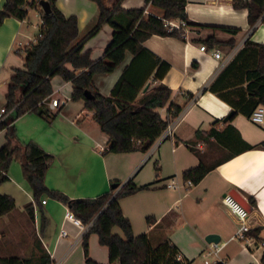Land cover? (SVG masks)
I'll list each match as a JSON object with an SVG mask.
<instances>
[{
    "label": "crops",
    "instance_id": "crops-1",
    "mask_svg": "<svg viewBox=\"0 0 264 264\" xmlns=\"http://www.w3.org/2000/svg\"><path fill=\"white\" fill-rule=\"evenodd\" d=\"M116 1L101 0L107 8ZM232 2L187 0L185 13L193 25L180 20L169 22L184 30L182 39L153 35L143 43L148 51L169 64L160 82L173 91L170 103L183 107L171 120V136L166 135L165 129L145 152L106 153L108 137L93 120V113L84 109L82 101H71V84L59 78L55 91L51 80L53 92L50 96L58 100L57 109L61 108L56 116L59 121L47 122L50 128H55L53 132L42 134L40 139L32 138L46 153L53 155L45 184L69 198L97 197L109 192L115 181L119 183L115 193L128 181L136 186L148 185V189L119 201L123 215L131 222L134 236L146 234L154 249L164 242H171L190 264H260L263 252L262 242H257L249 232L245 240L235 236L238 220L222 202L229 192L240 194L246 201L252 197L256 205H251L247 225L250 231L258 229V238L264 241V129L252 123L250 114L244 112L249 110L246 105V73L256 67V45L264 43V24L258 21L250 26L247 10L235 9ZM4 3L5 0H0V9ZM55 3L64 16H76L78 43L97 22V3L94 0H55ZM119 7L123 10L140 9L145 7V0H120ZM32 10L37 11L35 16L40 19L38 9H30L25 20L7 17L0 25V108L5 106L13 69L23 66L16 54L18 44L34 41L35 34L29 26ZM145 12L158 14V10L151 6ZM39 24L40 21L33 28L38 29ZM232 29L237 33L230 31ZM112 33V26L104 22L83 42L81 52H88L93 61L100 59ZM202 46L204 51L200 49ZM215 51L221 54L220 59L214 58ZM130 60L131 55L127 54L124 63L113 73L93 77L100 95H110ZM192 63H196L197 68H193ZM207 86H213L217 92L203 90ZM64 90L67 93L62 97L59 92ZM167 108L168 105L160 110L162 118L167 117ZM233 111L236 115L229 124L254 148L224 162L221 160L229 151L218 149L223 155L215 162L221 161L220 164L197 184L184 185L182 173L198 166L197 152L203 153L214 143L213 138L208 144L197 139L196 132H205L211 127L222 130L226 124L221 120ZM28 115L34 114H25ZM16 120L13 127L17 137ZM215 121L218 122L214 124ZM5 133V129L0 130V147L6 143ZM93 158L100 169L98 177L94 176L90 163ZM149 161H152L154 174L138 181V175ZM6 175L8 180L0 185V193L14 199L15 209L0 217V256H26L30 249L26 227L31 223L35 235L50 254L52 264H85L82 237L88 226L79 227L65 219L67 207L48 198L45 204H41L46 225L40 232L38 209H34L33 222L24 210L33 198L21 172L12 167ZM171 180L181 186L168 188ZM147 217L154 218L151 224L147 223ZM140 219L144 220L143 228H138L141 233L135 232V224ZM62 231L66 235L63 236ZM211 233L220 237L217 252L211 249L213 244L205 241ZM88 249L91 259L108 264V250L98 243L96 234L89 236ZM210 250L214 253L208 255ZM208 257L214 258L212 262L207 261Z\"/></svg>",
    "mask_w": 264,
    "mask_h": 264
},
{
    "label": "trees",
    "instance_id": "trees-1",
    "mask_svg": "<svg viewBox=\"0 0 264 264\" xmlns=\"http://www.w3.org/2000/svg\"><path fill=\"white\" fill-rule=\"evenodd\" d=\"M47 1L50 13L45 14L39 5ZM99 9L94 27L77 43L79 30L76 16L66 17L57 8L55 0H5L0 9V25L7 17L25 20L30 9H39L40 24L34 41L17 47L16 54L23 61L22 68H14L5 94V109L11 111L6 120L0 122V130L5 129L6 143L0 147V185L8 180V168L13 160L21 165L22 176L32 195L33 202L24 206L30 221H34V209L40 214L39 231L46 225V217L41 209V200L54 199L64 204L81 223L88 226L82 237L85 264H99L89 256L88 239L96 234L98 243L108 250V264H190L176 259L178 249L171 242H164L152 248L146 234L134 236L131 222L123 215L119 201L136 192L148 189V185L136 186L131 181L101 194L95 198H69L62 192L51 190L45 184L46 172L53 161V155L46 153L39 145L29 141L23 143L15 135L13 122L25 114H34L46 122H51L61 108L51 112L46 103L52 92L51 80L60 77L71 84V101H82L84 109L93 113V120L108 137L106 153L121 154L136 151L145 152L163 133L172 119L177 117L183 107L170 103L173 91L160 81L169 69V64L155 56L144 46V41L153 35L183 38L182 28H171L168 22L180 20L187 25L185 13L187 0H145V7L123 10L117 0L107 8L101 0H94ZM235 9H246L250 26L260 21L264 24V0H233ZM151 6L158 14H146ZM113 28L110 43L100 59L91 60L89 53H82L83 42L104 23ZM237 33V30H230ZM257 64L246 73V105L249 115L258 105L264 106V43L256 45ZM131 55L130 62L123 68L122 74L110 95L104 97L98 93L94 84L95 75L113 73ZM197 68L196 63H192ZM158 82V84H155ZM148 89H143L148 85ZM90 91L93 99L84 97V91ZM203 90L217 92L213 86ZM192 97V96H191ZM166 105L167 117L162 118L160 110ZM228 119L222 130L211 127L205 132H196L197 139L211 144L213 149L229 151L221 161L253 149L254 146L244 141L240 133L229 123L236 113ZM218 121H215L216 124ZM148 145L147 148L144 145ZM199 165L182 173L184 181L197 184L221 161L207 162V154L197 152ZM119 183L117 181L112 184ZM249 203L255 206V200L249 197ZM15 209L14 199L0 193V217ZM154 220L147 217L148 224ZM117 227L122 235L113 233ZM257 242H262L263 252L260 264H264V241L258 238V229L249 231ZM34 249L26 257H1L0 264H52L50 254L36 236ZM223 264V263H216Z\"/></svg>",
    "mask_w": 264,
    "mask_h": 264
},
{
    "label": "rangeland",
    "instance_id": "rangeland-1",
    "mask_svg": "<svg viewBox=\"0 0 264 264\" xmlns=\"http://www.w3.org/2000/svg\"><path fill=\"white\" fill-rule=\"evenodd\" d=\"M39 12V9H38ZM37 13L36 10H32L30 13V31L32 33H34L36 36L38 33V29L33 28L34 25L38 24V22L40 21V19H38L35 14ZM35 39V37H34ZM22 46V45H21ZM20 46V47H21ZM19 57V56H18ZM60 77H54L52 84H54V91L56 90V86L57 83H59L58 79ZM66 91H60L59 95L64 97L66 95ZM52 99L50 98L48 100V102L46 103L47 108H49V110L51 111H56L57 107L54 108H50V103H51ZM55 121H59V118H55L54 120H52V122ZM53 125V124H52ZM56 126V125H54ZM16 133H17V137L23 142V143H27L29 141H32L34 143H36L34 140V138H39L41 137L42 134H45L47 132L52 131L53 129H55L54 127L50 128V125H48V123L41 119L40 117L36 116V115H22L20 116L17 120H16ZM32 138L34 140H32ZM38 140V139H37ZM37 144V143H36ZM205 151L203 153L207 154V162L209 163H213L215 162V160H217L218 158H221V155H223L222 151H219L218 149H213L211 147L204 149ZM91 165L93 166L94 169V176L98 177L100 174V169L97 165V160L95 158H93V160L90 161ZM16 168L18 170V172H21L22 174V170H21V165L20 162L18 160H13L8 168V172L11 170V168ZM152 173L154 174V168L152 166V161H149V163L147 164V166L141 171V173L138 175L137 180H141V179H146L148 178L149 174L152 175ZM152 180V179H151ZM148 182V181H147ZM47 186V185H46ZM49 188V187H48ZM50 189V188H49ZM60 192V191H59ZM89 198H95V197H89ZM45 199H48L45 197ZM144 225V220L140 219V221H138L135 224V232H139L141 233L138 228L142 227L143 228ZM27 243L30 247V249L28 250L26 256H29L31 254V252L33 251V245H34V240H35V231H34V226L31 223H28L27 227ZM114 233H121L120 230L115 227L114 228ZM25 256V257H26ZM214 258L213 257H208L207 261L212 262Z\"/></svg>",
    "mask_w": 264,
    "mask_h": 264
},
{
    "label": "built area",
    "instance_id": "built-area-1",
    "mask_svg": "<svg viewBox=\"0 0 264 264\" xmlns=\"http://www.w3.org/2000/svg\"><path fill=\"white\" fill-rule=\"evenodd\" d=\"M168 24L170 25L171 28H176L178 29L179 27H175L174 25L170 24L168 22ZM185 35L183 34V37ZM21 46V44H18V47ZM201 51H204L205 50V47L202 46L201 48ZM213 56L215 59H220L221 58V54L218 52V51H215L213 53ZM58 106V100L57 99H52L51 103H50V108H54V107H57ZM11 111H7L5 109V106L4 107H1L0 108V122H2L6 116L10 113ZM249 120L260 126L261 128L264 129V106L263 105H258L256 106L252 112L250 113L249 115ZM166 135L168 136H171L172 134V124L171 122L169 123V125L167 126L166 128V131H165ZM184 185L186 186H191L192 183L190 180H187V181H184L183 182ZM181 185L178 184L175 180H171L170 183L167 184V187L168 188H172V189H175V188H179ZM41 204H45L46 203V200L45 199H42L41 201ZM222 202L225 206L228 207V209L231 211V213L236 217V219L238 220V229L235 233V236L241 240H245L247 239V233L250 231V227L247 225V219H248V216H249V212L245 209V207H243L234 197H232L231 195L227 194L223 197L222 199ZM64 217L65 219L71 221L74 225L76 226H79V227H82L84 226L81 221L76 218L74 216V214L70 211V210H66L65 211V214H64ZM62 235H66V232L65 231H62L61 232ZM263 246V244H262ZM215 249L214 252H217L219 250V248L217 247L216 244H213L211 249ZM212 250H210L208 252V255L210 254H213L214 253ZM176 259L180 262H183L184 259L181 257V255H179V253L176 254Z\"/></svg>",
    "mask_w": 264,
    "mask_h": 264
},
{
    "label": "water",
    "instance_id": "water-1",
    "mask_svg": "<svg viewBox=\"0 0 264 264\" xmlns=\"http://www.w3.org/2000/svg\"><path fill=\"white\" fill-rule=\"evenodd\" d=\"M40 8L41 10L45 13V14H49L50 13V7H49V3L47 1H40L39 2ZM149 85H146L145 88L143 89V91L145 92L148 89ZM84 97L87 99H93L94 96L92 95V93L88 90L84 91ZM233 113L231 112L228 116H226L225 119L230 118V116ZM145 148L148 147V145H144ZM111 187L114 188H118V184L114 183L111 185ZM229 195H231L232 197H234L243 207H245V209L250 212L251 211V204L249 203V201L244 200L240 194L236 193V192H229ZM205 241L208 244H217L220 241V237L214 233L208 234L205 237Z\"/></svg>",
    "mask_w": 264,
    "mask_h": 264
}]
</instances>
